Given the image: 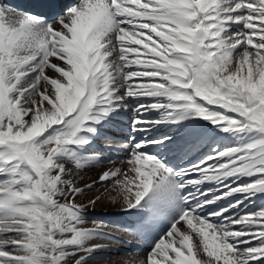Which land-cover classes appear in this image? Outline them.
<instances>
[{
	"label": "snow or ice",
	"instance_id": "obj_1",
	"mask_svg": "<svg viewBox=\"0 0 264 264\" xmlns=\"http://www.w3.org/2000/svg\"><path fill=\"white\" fill-rule=\"evenodd\" d=\"M35 4L0 0V264H93L104 200L152 241L105 264H264V0Z\"/></svg>",
	"mask_w": 264,
	"mask_h": 264
},
{
	"label": "bare ground",
	"instance_id": "obj_2",
	"mask_svg": "<svg viewBox=\"0 0 264 264\" xmlns=\"http://www.w3.org/2000/svg\"><path fill=\"white\" fill-rule=\"evenodd\" d=\"M78 1V0H75ZM125 118L126 119V123L122 122L121 119ZM118 123L113 125L110 129L111 133H118L116 131H119V134H116L115 136L118 139H121L126 136L129 133V128H128V124H129V120L127 116H121L120 118H118ZM123 127H126V132L121 133V130L123 129ZM126 125V126H124ZM116 126V127H115ZM192 127H198L196 125H193ZM161 131H169V129L166 128H162ZM171 131H175V129H172ZM184 132H181V135H183ZM120 154L121 156L123 155V153H117ZM168 155L172 156L175 155V153H168ZM182 162V161H181ZM108 165L105 164L103 167H107ZM99 171V169L93 168L90 170H87L86 172L82 173L83 176V180L81 183H90L92 180L97 179V172ZM104 190L103 186H99L97 187V189L91 193H88L89 196H95L98 195L100 192H102ZM87 197H84L82 199H86ZM256 204H264V199H258L256 201ZM112 211H119L118 206H113L112 204H110L109 202H107L106 200L102 201V202H98L96 209L94 211V213L91 216L94 217H90L91 219H95V220H99V221H103L109 225H111V223H115V219L119 218V217H126V216H131V215H136V214H124L122 212H119L118 214H115L117 217L115 218V215H112L110 212ZM100 216V217H99ZM113 231V235L115 237H123L124 241H120L117 240L113 243H111L109 245V247L107 249H105L103 252L97 254L98 255V259L93 261V264H105V261L107 260H112V261H116L119 260V258L123 257L130 248H132V246L134 244L139 243V241H141V237H138L135 234V230H131V231H125V230H118L115 227L112 229ZM103 243H107L106 241H102Z\"/></svg>",
	"mask_w": 264,
	"mask_h": 264
},
{
	"label": "rangeland",
	"instance_id": "obj_3",
	"mask_svg": "<svg viewBox=\"0 0 264 264\" xmlns=\"http://www.w3.org/2000/svg\"><path fill=\"white\" fill-rule=\"evenodd\" d=\"M120 126H122L123 127V125H120ZM124 126H126V125H124ZM116 127V126H115ZM116 132H118V133H113L114 135H116V134H119V131H116ZM119 212H121L120 210L119 211H112V212H110L112 215H115V214H118ZM91 217H94V216H91ZM100 217V216H99ZM115 218L117 217L116 215L114 216Z\"/></svg>",
	"mask_w": 264,
	"mask_h": 264
}]
</instances>
